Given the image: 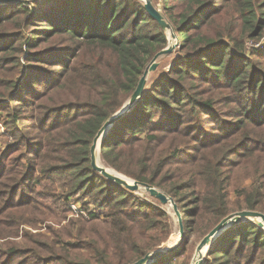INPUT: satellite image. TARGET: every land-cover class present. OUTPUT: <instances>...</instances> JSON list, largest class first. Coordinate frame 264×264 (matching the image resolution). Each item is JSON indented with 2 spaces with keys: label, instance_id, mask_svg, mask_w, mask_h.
Listing matches in <instances>:
<instances>
[{
  "label": "trees",
  "instance_id": "1",
  "mask_svg": "<svg viewBox=\"0 0 264 264\" xmlns=\"http://www.w3.org/2000/svg\"><path fill=\"white\" fill-rule=\"evenodd\" d=\"M159 1L181 55L113 124L100 155L174 198L185 241L152 264H188L174 259L192 234L236 211L264 213V47L253 45L264 41V0ZM169 31L142 0L0 5V121L10 138L0 150V264H133L169 242L160 200L106 178L90 152ZM203 264H264V229L229 227Z\"/></svg>",
  "mask_w": 264,
  "mask_h": 264
},
{
  "label": "water",
  "instance_id": "2",
  "mask_svg": "<svg viewBox=\"0 0 264 264\" xmlns=\"http://www.w3.org/2000/svg\"><path fill=\"white\" fill-rule=\"evenodd\" d=\"M20 1H23V0H0V5L13 3V2H20ZM144 2H145V8L149 12V14L153 18H155L161 24L162 27H164L167 30H171L172 37H176V34L173 31L172 25L168 22V20L161 13V11L155 6L153 0H144ZM172 50H173V47H167L157 52L154 55L151 63L146 67L142 77L140 78L138 82V85L135 91L133 92L128 102L122 107L120 111H118L114 116H112V118H110L107 122H105V124L102 126V128L99 130V132L95 136L93 140V144L91 146V150H90L91 164L95 170L99 171L106 178L122 186H125L132 191L137 192L138 190H140V188H144L152 197L159 199L163 205L170 204L180 221V239L176 243H174L171 246L162 247L153 252H149L145 256H143L142 258L134 262L133 264H152L157 259L165 257L173 253L184 243L185 232H184V225H183L181 211L179 210L178 205L176 201L174 200V198L167 195L165 192L161 191L160 189L148 183L139 182V181L130 179L125 176L126 178L129 179V180H126L125 178L119 175L109 172L105 166L99 163V156H100L99 152H100L102 141L107 135L109 129L113 126V124L117 120H119L122 116L128 113L133 108V106L142 98L144 89L148 83V76L150 73H152L156 69L158 65L157 60L159 59V57L165 54L171 53ZM116 172L118 173V171ZM247 220L256 221L258 226L264 229V213L261 211L246 209V210H241V211H238V212H235L233 214L226 216L211 231H209L199 243L197 250H196L195 258H194L195 264H202V262L204 261L202 258L204 247L208 248L209 246H211V244L229 227L245 222Z\"/></svg>",
  "mask_w": 264,
  "mask_h": 264
},
{
  "label": "rangeland",
  "instance_id": "3",
  "mask_svg": "<svg viewBox=\"0 0 264 264\" xmlns=\"http://www.w3.org/2000/svg\"><path fill=\"white\" fill-rule=\"evenodd\" d=\"M144 1V0H142ZM158 0H153L154 4L156 7H161V1L157 2ZM158 4V5H157ZM161 12H162V8H158ZM175 33V32H174ZM169 34V44L166 46L167 47H173V50L171 53L169 54H165L161 57H159V59L157 60V67L156 69L149 74L148 76V83H151L153 82L155 79H156V76H157V71L158 70H163L161 71L162 72H165L167 70H169L172 66V64L174 63V61L176 60V58L181 55V52H180V42H179V39L177 38V35L176 37H172V32L169 31L168 32ZM250 42V41H249ZM252 42V41H251ZM255 45V47H260V48H263L264 47V41L260 42V43H255L253 42ZM252 45V44H251ZM165 49V48H164ZM147 83V85H148ZM223 109V107H221ZM218 129V128H217ZM215 129V130H217ZM10 141V138L7 136L6 134V131H5V127H4V124L2 123V121H0V150H4L6 148V145L8 144V142ZM98 154V153H97ZM100 154V152H99ZM101 158V155L99 156ZM102 159V158H101ZM103 161V159H102ZM103 163H105L103 161ZM106 164V163H105ZM109 166V165H108ZM111 167V166H110ZM112 168V167H111ZM114 169V168H113ZM115 170V169H114ZM117 171V170H116ZM120 173L122 176H126L125 174L121 173V172H118ZM128 177V176H126ZM130 178V177H128ZM131 179V178H130ZM251 182V179H247L245 181L246 184H249ZM158 188V187H156ZM160 189L161 191L165 192L163 189L161 188H158ZM137 194H139L141 197H143L144 199H154V200H157V198L155 197H152L144 188H140V190H138L136 192ZM234 194V193H233ZM232 199H234V196L232 195ZM159 200V199H158ZM81 202H74V201H70V205L77 209V208H80L81 207ZM161 203V202H160ZM162 204V203H161ZM163 205V204H162ZM170 213L171 215V220H172V223H173V233H172V236L169 240V242H166L165 244H163V247H166V246H171L173 245L174 243H176L179 239H180V221L176 215V213L174 212V210L172 209V206H170V204L168 205H163ZM169 206V207H168ZM93 206H91L92 208ZM170 208V209H169ZM241 211V210H240ZM238 212V211H236ZM235 213V212H234ZM233 214V213H231ZM181 215H182V220H183V214L181 212ZM250 221V220H249ZM256 222V221H254ZM257 223V222H256ZM178 224V225H177ZM185 232V230H184ZM204 237H199L197 234H192L189 238H188V242H187V247H186V252H185V255L179 257V258H176L174 259V262L176 263H180V262H188V264H194V258H195V254H196V250H197V247L199 245V243L201 242V240L203 239ZM175 239H177L175 241ZM175 241V242H174ZM210 246L206 249V251L203 253V260L205 259L206 255H207V252L209 250ZM204 262V261H203ZM202 262V264H203Z\"/></svg>",
  "mask_w": 264,
  "mask_h": 264
},
{
  "label": "bare ground",
  "instance_id": "4",
  "mask_svg": "<svg viewBox=\"0 0 264 264\" xmlns=\"http://www.w3.org/2000/svg\"><path fill=\"white\" fill-rule=\"evenodd\" d=\"M99 163L101 164V165H103V166H105L106 167V169L109 171V172H111V173H113V174H116V175H119V176H121V177H123V178H125L126 180H129L128 178H126L125 176H122L121 174H118L113 168H111L110 166H108L107 164H105V163H103V161H102V159L99 157ZM171 206V205H170ZM169 207V206H168ZM168 209V208H167ZM170 209V208H169ZM178 225V224H177ZM177 239H175V241H176ZM174 241V242H175ZM206 249H207V247H204L203 248V253L206 251ZM194 264H195V262H194Z\"/></svg>",
  "mask_w": 264,
  "mask_h": 264
}]
</instances>
